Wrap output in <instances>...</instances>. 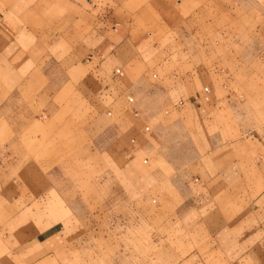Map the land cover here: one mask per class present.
I'll return each instance as SVG.
<instances>
[{
	"label": "crops",
	"instance_id": "crops-1",
	"mask_svg": "<svg viewBox=\"0 0 264 264\" xmlns=\"http://www.w3.org/2000/svg\"><path fill=\"white\" fill-rule=\"evenodd\" d=\"M42 2L0 0V132L6 133L0 139V264H84L80 255L84 247H93L96 228L80 216L78 196L93 197L95 188L80 191L77 168H70L72 154L87 148L94 157L95 149L101 151L107 158L104 173L111 162L107 149L120 146L128 137L132 144L137 142L143 118H154L166 106L184 105L189 111L195 102L210 112L205 119L212 120L224 103L239 101L241 94L221 97L216 87L212 90L204 83L201 68L219 64L212 62V51L227 57L229 52V66L236 73L231 84L247 85L241 104L245 114L264 115V76L256 74L259 62L264 65V15L262 22H256L255 0L237 2L239 10L246 5L250 13L243 26L232 2L235 8L230 9L231 28L227 29L224 8H216L213 19L207 0H145L137 7H116V21L106 18L98 42L88 52L89 92L73 81L72 74L82 66L62 60L53 68L68 72L70 66V72L56 74L43 85L40 71L30 70L51 65L33 55L47 49L38 36L47 25ZM69 2L73 8L69 14L77 21L79 3ZM226 43L230 46L224 49ZM243 71L246 77H239ZM31 85L38 90L32 92ZM206 85L211 88L209 101L203 93ZM96 86H101L100 91H95ZM103 89L105 97L100 96ZM127 103L132 111L130 128ZM107 109L108 114L114 111L113 117H106ZM81 115L84 118L76 119ZM210 126L205 123L203 128L211 149L200 145L205 149L199 155L200 176L196 185L189 186L188 202L180 210L181 228L188 242L198 246L174 264H264V133L260 156L234 151L226 157L229 148L244 144L231 139L237 126L230 127L229 135L226 126L217 123L210 134ZM161 143L151 142L149 147H162L167 153L170 143ZM90 164L95 171L94 163ZM138 176L147 190L160 180L157 171ZM107 193L112 194V187ZM93 208L86 211L94 212ZM244 228L249 231L243 232ZM192 231L198 236L190 235ZM86 262L95 264L91 258Z\"/></svg>",
	"mask_w": 264,
	"mask_h": 264
},
{
	"label": "rangeland",
	"instance_id": "rangeland-1",
	"mask_svg": "<svg viewBox=\"0 0 264 264\" xmlns=\"http://www.w3.org/2000/svg\"><path fill=\"white\" fill-rule=\"evenodd\" d=\"M76 1L80 6L77 21L73 20L69 14L73 11L69 0H63L62 3L58 0H43L40 10L41 15L47 18V25L39 30L38 36L47 49L34 52L33 55L35 58L45 59L51 65L30 70L40 71L43 85L56 74L69 73L71 64L82 66L78 73L72 74L73 81L78 82L81 91L89 92L85 83L87 78L85 63L88 52L100 38L97 33L105 26L106 18L116 17L113 14L116 7L132 8L135 5L137 7L145 0ZM233 1L237 4L239 0H207L206 8L213 19L216 15V8H224L222 12L223 20L228 25L226 29L231 28L229 27L231 24L230 9L232 5L235 8ZM262 5L264 6V0H255L256 22H262L264 15ZM237 6L235 11L237 13L234 12V15L239 14L237 16L242 17L240 26H243L247 23L250 13L244 8L246 5L243 11L239 10L238 4ZM85 13H90V16ZM220 13L221 11H219V17ZM115 14L117 15L116 12ZM115 21L116 19L112 20V22ZM261 37H258L260 43L263 40ZM243 38L245 39L246 35ZM223 42L225 43V40ZM226 45L230 46L226 43L223 45L224 49H227ZM211 53L212 62L216 60L220 66L217 68L212 66L211 69L201 68L202 75L205 76L204 83L209 84L212 90L216 87L221 97L225 94L230 97L231 92L241 94L239 101L224 103L223 112L220 110L217 113L216 110V115L211 112L213 113L212 120H206L210 112L195 102L189 111L184 105L166 106L154 118L148 120L143 118L141 124L139 123L143 132L137 142L132 144L128 137L127 141L120 142V146L107 149L111 162L109 171L106 170L104 173L103 167L106 166L104 161H107V158L102 156L101 151L97 153L95 149L94 157L87 148L77 149L72 154L73 164L70 168H77L75 175L80 191L86 192L87 186L92 187L93 185L95 188L93 197L78 196V203L82 209L80 216L85 224L94 225L96 228L94 230L95 242L92 244L94 250L93 247L89 248L90 250L84 247L80 255L84 264H87V258H91L95 264H174L180 256L185 255L192 247L198 246L188 242L187 233H184L181 228L180 210L182 204L188 202L189 186L196 185L198 182L196 177L200 176L199 155L200 151L205 150L200 145H204L207 150L211 149L209 148L211 147L209 136H205L204 133L205 123L211 125L212 133L210 134L214 133L216 123L223 127L226 126L228 135L230 127L237 126L238 130L231 139L238 138V140H243L244 144L238 148H229L226 157L234 155V151L248 153L250 157L261 155L264 115L245 114L241 104H244L247 85L231 84V77L236 73L234 74L229 66L230 53L228 52V57L217 50ZM62 60L67 61V65L70 64L69 67L66 66L68 72L63 68H53V66H58L56 64ZM258 65L256 74L264 76L263 62H259ZM28 69L27 67L26 70ZM154 73L157 72L152 71V75ZM238 76L246 77V71H243V74L239 73ZM100 89L101 86H96L95 91H100ZM37 90V85H31L32 92ZM105 91V89L101 90L100 96L105 97ZM127 106V118H125L127 127L130 128L132 111L128 103ZM101 108L103 112L105 107ZM211 109L212 106H209V110ZM217 109L220 108L217 107ZM108 110L105 113L106 117H113L114 111L108 114ZM166 110L169 111L166 112ZM81 118L84 116H76V119ZM146 124H150L149 130L145 128ZM2 134L6 135L0 132V139ZM35 134H37L35 138L38 137V133ZM163 141L170 143L171 148L167 153L162 147L154 149L149 147L151 142L161 143ZM108 154L106 155L105 152L106 156ZM145 158L148 160L145 161ZM90 163H94L95 171L92 170L93 166ZM124 163L125 165L122 166ZM122 171H126V178L123 177ZM153 171L158 172L160 180L150 190H147L145 188L148 186L147 183H140L138 175L139 173L150 174ZM108 187H112L110 195L107 193ZM88 207H94L95 211L87 212ZM81 230L85 232V229ZM242 230L243 232L249 231L247 228ZM198 234L190 232V235L198 236ZM168 255L171 256L170 259L166 258ZM77 257L79 259V256Z\"/></svg>",
	"mask_w": 264,
	"mask_h": 264
},
{
	"label": "built area",
	"instance_id": "built-area-1",
	"mask_svg": "<svg viewBox=\"0 0 264 264\" xmlns=\"http://www.w3.org/2000/svg\"><path fill=\"white\" fill-rule=\"evenodd\" d=\"M118 71H122V70L121 69H118ZM203 93H204L205 100L209 101L211 99V88L208 85H206V86L203 87ZM198 97H199V95L196 94L195 95V98H198ZM129 99L131 101H133L134 100V97L133 96H130ZM145 128L146 129H149L150 126L149 125H146Z\"/></svg>",
	"mask_w": 264,
	"mask_h": 264
}]
</instances>
